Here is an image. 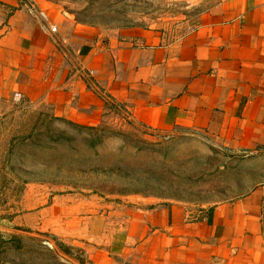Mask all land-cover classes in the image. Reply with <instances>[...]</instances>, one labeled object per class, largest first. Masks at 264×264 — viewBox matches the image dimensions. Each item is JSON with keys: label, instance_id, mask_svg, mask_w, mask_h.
Wrapping results in <instances>:
<instances>
[{"label": "crops", "instance_id": "0c3cea01", "mask_svg": "<svg viewBox=\"0 0 264 264\" xmlns=\"http://www.w3.org/2000/svg\"><path fill=\"white\" fill-rule=\"evenodd\" d=\"M16 94L76 125L96 127L113 108L154 132L204 134L263 157L262 182L204 210L53 197L43 225L82 246L88 264H264V0H222L178 37L0 0V113Z\"/></svg>", "mask_w": 264, "mask_h": 264}, {"label": "rangeland", "instance_id": "374dc122", "mask_svg": "<svg viewBox=\"0 0 264 264\" xmlns=\"http://www.w3.org/2000/svg\"><path fill=\"white\" fill-rule=\"evenodd\" d=\"M45 1L81 25L178 37L222 0ZM110 110L94 146L95 132L46 109L19 100L0 113V264H88L82 246L43 225L56 196L107 206L151 198L204 210L263 181V157H246L204 134L154 132Z\"/></svg>", "mask_w": 264, "mask_h": 264}, {"label": "trees", "instance_id": "16d2710c", "mask_svg": "<svg viewBox=\"0 0 264 264\" xmlns=\"http://www.w3.org/2000/svg\"><path fill=\"white\" fill-rule=\"evenodd\" d=\"M54 118V117H53ZM54 119H57V118H54ZM73 124V123H72ZM73 125H76V124H73ZM77 127L80 129V130H82L83 132H86L85 134H91L92 132H95V134H96V137L98 136V134L96 133V131H98V132H101V130L99 129V128H97L98 126H96V127H85V126H78L77 125ZM102 138L100 137V136H98L91 144H92V146H94V145H100L101 144V140ZM62 246V244H57V247H61Z\"/></svg>", "mask_w": 264, "mask_h": 264}, {"label": "built area", "instance_id": "2783aa9c", "mask_svg": "<svg viewBox=\"0 0 264 264\" xmlns=\"http://www.w3.org/2000/svg\"><path fill=\"white\" fill-rule=\"evenodd\" d=\"M13 100L16 102V101H19L20 100V96L18 94L14 95V98Z\"/></svg>", "mask_w": 264, "mask_h": 264}]
</instances>
